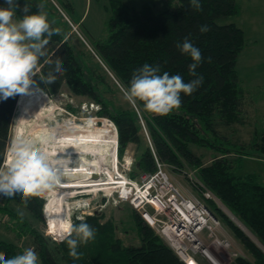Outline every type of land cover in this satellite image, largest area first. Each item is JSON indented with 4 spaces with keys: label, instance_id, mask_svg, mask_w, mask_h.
I'll list each match as a JSON object with an SVG mask.
<instances>
[{
    "label": "trees",
    "instance_id": "trees-1",
    "mask_svg": "<svg viewBox=\"0 0 264 264\" xmlns=\"http://www.w3.org/2000/svg\"><path fill=\"white\" fill-rule=\"evenodd\" d=\"M64 2L65 7H71L69 2ZM107 2L105 10L110 14L106 22L107 37L97 41L93 49L124 90L129 87L133 73L145 63L159 66L161 74H179L185 82L202 77L197 90L190 96L181 93V106L164 116L146 112L142 102L135 103L134 108L119 109L107 98L112 90L104 74L88 69L70 38L59 32L46 46V61L61 59L65 71L55 83L45 84L41 78L47 76L52 65L44 62L40 72L36 69L32 88L57 96L67 86L73 94L97 104L100 107L98 116L111 119L117 127L121 158L131 144L141 150L131 178L154 173L157 160L179 169L186 165L199 168L205 186L264 246V185L256 174L237 173L243 160L251 156L249 151L264 155V133L256 134L250 144L240 145L220 130V127L230 128L246 122L247 94L237 69L247 44L246 34L235 24L220 23L241 14L237 0H199L200 10L192 7L191 0H169L172 8L159 13L152 4L137 9L127 6L125 0ZM18 3L17 19L24 15L25 4L30 5L29 14L41 11L33 0H18ZM48 22L56 29L49 19ZM202 25L209 30L201 33ZM185 38L202 53L196 77L189 73V65L193 63L190 55L177 48ZM20 95L6 100L0 97V166L6 159ZM141 118L146 124L149 143L142 135ZM192 146L214 152L213 161L205 165L202 157L191 150ZM44 200L30 198L25 207L19 195L13 199L0 197V215L21 223L24 233L31 235L40 264H61V260L66 264H183L136 211L133 220L140 239L139 247H125L111 220L102 224L101 217H88L82 222L95 229L96 236L87 244L79 245L78 252L82 256L75 260L69 255L67 245H54L17 214V207H21L37 222L44 223ZM209 206L254 258L250 262L239 257L234 264H264L263 249L215 202H209ZM0 252L11 258L21 251L15 243L0 241Z\"/></svg>",
    "mask_w": 264,
    "mask_h": 264
},
{
    "label": "rangeland",
    "instance_id": "rangeland-1",
    "mask_svg": "<svg viewBox=\"0 0 264 264\" xmlns=\"http://www.w3.org/2000/svg\"><path fill=\"white\" fill-rule=\"evenodd\" d=\"M33 1L40 10L47 13L48 19L54 27L59 30L58 32L70 38L72 44L79 53H81L86 67L88 69L99 70L104 74L112 90V94H109L107 98L114 102L119 109L134 108L135 105L125 98L124 87L119 82L117 83L116 78L107 67H105L100 57L93 49L97 41L107 37L106 22L110 16L105 10L108 5L107 0H69L73 6V10L65 7V0H57L63 12L78 29L77 32L58 8L54 6L51 0ZM126 2L127 5L137 8H140L144 4H152L157 13L172 8L169 0H126ZM237 2L241 7V14L239 16L223 19L220 23L222 25L235 24L246 34L247 44L239 58L237 68L241 86L247 94L244 105V121L246 122L243 125H235L230 128L220 127V130L221 133L226 135L231 141L241 145L250 144L256 134L264 133V0H237ZM176 5L177 3L173 4V7ZM0 7H7V5L4 4V0H0ZM83 16H85L83 23L77 27L78 21H80ZM15 19L17 18L15 17ZM46 51L47 48H45V52ZM46 59L47 53L46 56L42 57L39 61L37 66L38 72H40V66L44 64ZM39 92L42 93V99H44L46 103V107L43 108L44 110H39L37 105L33 103L35 94ZM99 110L100 107L97 104L92 102L89 98L73 94L67 86H64L57 96H51L40 89L31 88L29 92L20 95L13 119L6 157H8L9 149H11L17 138L32 139L34 137L33 135H36L37 132L38 134L41 133V135L50 137H94L103 139L104 141L109 140L111 137L116 136V132L115 129H113V127L111 128L106 122V120L112 121L111 119L98 116ZM140 124L143 130L142 135L149 143L145 121L142 122V120H140ZM191 150L202 157L205 165L210 164L215 157L214 152L206 149L192 146ZM140 151L138 146L131 144L124 157L121 158L118 147L117 156L121 173L130 177V174L135 170V161ZM249 153L251 156L243 160L241 168L238 169L237 173L239 175L256 174L260 182L264 185V155L251 151H249ZM60 156L61 155L57 156V158L60 159ZM81 157V155L76 156V158L71 161L69 159L70 157L64 156V159L67 161L65 165H76L79 163ZM102 162L106 163V161ZM126 164L131 165L130 170L124 167ZM167 172L176 185L184 192H192L194 182L190 177L191 174L195 175V177H193L194 179L201 180L200 169L190 165H186L183 169L167 165ZM138 177L139 175L136 178ZM103 178L105 179L104 176ZM65 191L74 192L68 189L59 190L55 187L50 192H45L42 196V199H45L43 211L44 223L37 222L25 209L19 207L24 211L23 218L28 220L39 233L43 234L44 237L50 239L54 245L57 244L58 246H65L67 244L59 239L63 233L56 234L53 232L45 211L47 203L51 202L53 196H55L56 193ZM115 198L116 197L110 192L103 191L95 192L93 196L87 197V199H83L81 202L67 199V201L63 202L60 206V212L67 217V220H70L74 224L94 216L101 217L102 224L111 220L112 224L116 227V235L122 241L123 245L125 247L137 248L140 246V239L133 220V213L135 210L129 204L122 203L117 205L114 201ZM86 203H90V205ZM75 207H82L79 211L81 213L87 212V214L85 216L79 214L78 216L83 218L78 219V216L73 215L76 210ZM220 209L231 218L222 205ZM232 221L239 227L237 221ZM225 228L234 241V248L240 254L239 257L253 262L254 258L252 255L245 249L242 243L226 225ZM22 229L21 223L0 215V241L17 244L20 248V253H22L23 249L29 247L34 248L36 251L35 240L28 232L24 233ZM247 230L249 233L247 232L246 234L251 240L255 242L257 246H261L264 249L263 244L249 229ZM38 264H40V258ZM61 264L66 263L61 260ZM231 264H234V262Z\"/></svg>",
    "mask_w": 264,
    "mask_h": 264
},
{
    "label": "clouds",
    "instance_id": "clouds-1",
    "mask_svg": "<svg viewBox=\"0 0 264 264\" xmlns=\"http://www.w3.org/2000/svg\"><path fill=\"white\" fill-rule=\"evenodd\" d=\"M4 4L7 7H0V97L6 100L29 92L35 85L39 61L46 56L45 48L59 30L51 28L43 10L29 14L30 5L25 4L22 18L15 19L16 10L20 7L18 0H4ZM191 5L196 10L201 8L199 0H191ZM208 30L206 25L200 27L201 33ZM177 48L190 55L193 63L189 65V73L196 77V69L203 59L201 51L187 38L182 44H177ZM45 63L52 68L41 79L45 84H53L65 71L63 61L57 58ZM201 83L202 77L185 82L179 74H161L159 66L145 63L133 73L124 95L130 103L142 102L146 112L164 116L181 106V93L190 96ZM52 140L51 137H38L36 140L17 138L14 141L8 157L0 166V197L13 199L19 195L26 207L30 198L43 196L61 184L67 169L63 168V160L54 158L57 153ZM17 214L23 218V209L18 207ZM62 224L64 232L60 239L66 242L69 255L79 260L82 256L78 252L79 245L95 239L96 230L85 222L74 224L64 220ZM38 262V254L31 247L11 258L0 252V264Z\"/></svg>",
    "mask_w": 264,
    "mask_h": 264
},
{
    "label": "built area",
    "instance_id": "built-area-1",
    "mask_svg": "<svg viewBox=\"0 0 264 264\" xmlns=\"http://www.w3.org/2000/svg\"><path fill=\"white\" fill-rule=\"evenodd\" d=\"M51 1L77 32L78 29L57 0ZM141 120L144 122L142 118ZM106 122L116 132L115 151L118 161V130L112 121ZM156 163L157 170L154 173L142 174L138 178L127 177L119 168L113 177V182L117 183L114 189L103 190L102 187L106 185H99L102 188L99 192H110L116 197L114 201L117 205L129 204L183 264H231L239 258L240 254L235 250L234 241L223 221L209 206V202H215L221 208L215 194L201 180L194 179L193 174L190 175L194 182L192 192L182 191L167 172V165L158 160ZM118 164L120 166L119 161ZM131 165L126 164L124 167L130 170ZM98 180L100 181L94 183L109 182L106 177ZM75 209L74 216L87 214L79 211L82 207Z\"/></svg>",
    "mask_w": 264,
    "mask_h": 264
},
{
    "label": "bare ground",
    "instance_id": "bare-ground-1",
    "mask_svg": "<svg viewBox=\"0 0 264 264\" xmlns=\"http://www.w3.org/2000/svg\"><path fill=\"white\" fill-rule=\"evenodd\" d=\"M33 103L37 105L39 110H44L43 108L46 107L41 92L35 94ZM39 134L38 132L36 135L34 134V137L31 140H36L38 137H50L47 135H41V133ZM51 138H53L52 143L55 144V150L57 153L54 158L59 159L57 156L61 155L60 160L64 161L63 168L67 169L66 175H63L62 177L61 184L57 185L56 188L59 190L68 189L74 191L73 193L70 191L56 193L51 202L47 203L45 211L46 217L53 232L61 234L64 232L62 221L67 220V217L60 212V206L63 202L67 201V199L81 201V199L93 196L95 192H99L102 188L103 190L114 189V185L117 183L113 182V177L116 171L119 170V164L116 159L115 151L116 136L111 137L107 141L94 137L61 138L60 136H57ZM79 155L82 156L79 163L76 165H65L67 161L64 159V156L70 157L69 159L72 161ZM102 161H106V163H103ZM94 175H97V177L95 178ZM103 176L106 177V181L109 182H102L100 184L94 183L99 182L100 180L98 179ZM99 185L106 186L100 188ZM243 228L249 233L245 227Z\"/></svg>",
    "mask_w": 264,
    "mask_h": 264
},
{
    "label": "water",
    "instance_id": "water-1",
    "mask_svg": "<svg viewBox=\"0 0 264 264\" xmlns=\"http://www.w3.org/2000/svg\"><path fill=\"white\" fill-rule=\"evenodd\" d=\"M95 176V178L97 177V175H94ZM221 202V201H220ZM221 205H222V207L226 210V212H227V214L232 218V220H235V221H237L238 223H239V227L245 232V233H247L246 232V230L241 226V223L236 219V217L221 203ZM259 247H261V246H259ZM262 248V247H261ZM263 249V248H262ZM263 251H264V249H263Z\"/></svg>",
    "mask_w": 264,
    "mask_h": 264
},
{
    "label": "crops",
    "instance_id": "crops-1",
    "mask_svg": "<svg viewBox=\"0 0 264 264\" xmlns=\"http://www.w3.org/2000/svg\"><path fill=\"white\" fill-rule=\"evenodd\" d=\"M65 1H67V2H69V3L71 4V2H70L69 0H65ZM125 3L127 4L126 0H125ZM144 5H145V4H144ZM127 6H129V5H127ZM129 7H132V6H129ZM141 7H142V6H141ZM141 7H140V8H141ZM69 8H70L71 10H73V6H72V4H71V7H69ZM133 8H137V7H133ZM137 9H139V8H137ZM84 19H85V16H83V17L81 18V20L78 21L77 27L83 23ZM185 190H186V189H185Z\"/></svg>",
    "mask_w": 264,
    "mask_h": 264
}]
</instances>
